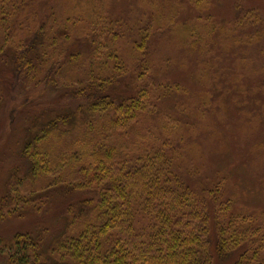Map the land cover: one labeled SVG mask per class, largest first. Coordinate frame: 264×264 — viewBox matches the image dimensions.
<instances>
[{
	"label": "trees",
	"instance_id": "obj_1",
	"mask_svg": "<svg viewBox=\"0 0 264 264\" xmlns=\"http://www.w3.org/2000/svg\"><path fill=\"white\" fill-rule=\"evenodd\" d=\"M29 8L23 0H0V77L15 82L11 91L20 87L26 93L41 85L56 91L57 80L67 79L69 85H61L62 95L57 94L83 103L45 121L37 116V124L24 126L21 154L28 169L0 195V224L28 215L40 222L63 221L65 227L45 252L42 241L48 229L14 235L0 247L5 264H264V220L257 224L256 217L233 211L235 196L226 177L218 175L203 186L195 171L186 178L183 170L177 172L179 166L171 161L180 159V153L146 145L132 154L118 142L123 134L112 139L110 133L127 131L137 115L151 107L145 87L127 98L110 94L122 69L116 55L109 53L103 65L77 66V51L49 44L57 38L50 37L47 19L35 30L41 5L32 12L35 21L25 28L24 45H3ZM68 24L58 25V34L65 32L63 42L76 44V49L84 46L75 34L78 28ZM145 30L135 32L140 49L147 39ZM93 54H98L96 49ZM65 66L70 67L68 77ZM74 131L84 146L78 140L69 145ZM74 146L78 149H71Z\"/></svg>",
	"mask_w": 264,
	"mask_h": 264
},
{
	"label": "rangeland",
	"instance_id": "obj_2",
	"mask_svg": "<svg viewBox=\"0 0 264 264\" xmlns=\"http://www.w3.org/2000/svg\"><path fill=\"white\" fill-rule=\"evenodd\" d=\"M23 1L30 6L28 14L23 12L22 20V14L17 17L16 22L23 23L13 27L4 46L24 45L25 28L35 18L32 12L41 5L35 30L40 20L47 19L52 27L50 37L57 38L56 44H49L77 51V66L103 65L109 53L116 55L122 69L110 94L127 98L145 87L151 107L138 114L127 131L110 133L112 139L123 134L118 142L124 152L132 154L145 150L146 145H163L180 153V159L171 161L174 167L179 166L176 171L183 170L184 178L195 171L197 182L203 181V186L218 175L226 177L229 193L235 196L233 211L263 223L264 0ZM66 20L71 29L75 26L81 31L75 34L81 36L84 46L76 49V44L63 42L65 32L58 34L57 29ZM139 23L140 27L131 31ZM145 28L147 39L140 49L142 42L135 32ZM95 49L98 54L93 56ZM69 70L65 66L66 77ZM94 74L103 77L102 73ZM10 79L0 77V195L9 181L28 169L21 154L26 139L24 126L37 124V116L45 121L62 109H76L83 103L59 97L61 85H69L67 79L57 80L60 87L56 91L41 85L27 89V93L20 87L11 91V84H16ZM100 120L104 124L103 116ZM73 133L69 145L78 140L81 143L77 144L84 146L82 137ZM135 134L139 138L133 137ZM54 222H40L28 215L24 220L11 218L0 224V247L18 233L37 234L46 228L48 237L42 241L45 252L65 227L63 221ZM0 264H5L2 255Z\"/></svg>",
	"mask_w": 264,
	"mask_h": 264
}]
</instances>
